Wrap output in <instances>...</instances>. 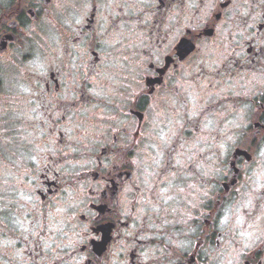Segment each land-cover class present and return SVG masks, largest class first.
Segmentation results:
<instances>
[{
	"label": "clouds",
	"instance_id": "clouds-1",
	"mask_svg": "<svg viewBox=\"0 0 264 264\" xmlns=\"http://www.w3.org/2000/svg\"><path fill=\"white\" fill-rule=\"evenodd\" d=\"M0 264H264V0H0Z\"/></svg>",
	"mask_w": 264,
	"mask_h": 264
}]
</instances>
